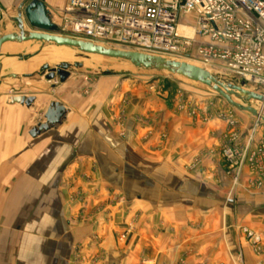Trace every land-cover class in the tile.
Here are the masks:
<instances>
[{
    "label": "crops",
    "instance_id": "crops-1",
    "mask_svg": "<svg viewBox=\"0 0 264 264\" xmlns=\"http://www.w3.org/2000/svg\"><path fill=\"white\" fill-rule=\"evenodd\" d=\"M29 1L0 0V37L19 32L16 19ZM44 3L59 26L68 0ZM34 42L6 43L0 56V264H74L76 241L80 236L91 240L95 230L104 239L103 264H235L240 253L246 264H264V255L255 256L239 230L256 229L264 237V177L248 166L237 171L224 167L216 158L214 151L219 153L228 131L225 120L216 112L193 119L187 111H177L168 96L133 89L126 135L119 136L110 127L109 113L92 120L90 103L70 92L77 85L70 82L72 72L60 83L70 92L64 99L48 100L46 94L41 98L21 90L22 83L35 77L27 73L28 58L43 54L38 49L35 54L25 52L31 47L24 46ZM16 96L36 100L30 108L11 104L10 98ZM54 101L69 110L66 121L32 138L30 131L39 125L35 113L43 104L47 111ZM82 112L80 137L75 132L80 121L70 117ZM138 115L150 121L149 127L139 125ZM252 122L245 121L244 138L250 135ZM262 129L264 137V123ZM77 150L88 161L85 169L90 170V161L95 160L97 175L122 188L128 206L136 209L135 232L125 242L116 238V230L125 223L123 211L106 225L104 221L81 229L69 225L72 209L64 199L59 171L61 161L71 160ZM195 159H201V165L191 168Z\"/></svg>",
    "mask_w": 264,
    "mask_h": 264
},
{
    "label": "rangeland",
    "instance_id": "rangeland-1",
    "mask_svg": "<svg viewBox=\"0 0 264 264\" xmlns=\"http://www.w3.org/2000/svg\"><path fill=\"white\" fill-rule=\"evenodd\" d=\"M1 19L2 17L0 16ZM27 30L31 31L30 28H27ZM57 35L74 38L59 29L57 30ZM30 45L24 46L31 47L25 50L27 54H32L30 52L32 50L34 54L37 53L35 52L36 49H38L37 51L42 50L43 54L39 58H28L27 73L33 74L35 77L22 83V91L37 94L41 98L46 94L48 97L44 96V98L48 100L64 99L67 93H76L83 101L84 99L88 101L94 109V113L91 115L92 120H99L103 114L109 113L110 127L119 136L126 135V123L130 117L129 95L133 89H140L146 94H155L158 98L164 99L168 96L169 101L176 105L177 111H187L188 115L193 119H202L203 117L206 119L216 112L219 115V119L225 120L228 126V131L222 138L219 153L214 151L221 165L236 171L248 166L260 178L264 177V137L262 129L264 122L257 119V117H253L252 114L230 105L221 98V101L218 100V94L212 88L168 73L136 68L131 63L123 60L85 56L74 48L59 47L55 44L43 42H34ZM105 47L124 49L120 47ZM188 52L192 53L194 57L177 56L167 58L205 68L213 73L220 74L228 82L238 86H242L244 83L245 89L264 94L263 84H255L239 79L219 65L205 67L196 58L194 51L189 50ZM42 58L43 60L41 61ZM62 63H81L83 65L82 68L71 69L73 76L70 78V82L74 80L77 85L70 92L62 90L63 86L60 84L58 77L49 81L46 78V73L44 75L40 74L44 65L48 64L51 68H55ZM107 81L108 83L106 84ZM110 81L114 82V85L109 83ZM110 88V94L109 92L105 93ZM200 101L202 102L200 103ZM234 101L243 107H253L259 112L263 108L262 104L257 101L246 102L236 98ZM202 103V107L196 106ZM46 106V104H43L42 108H39L37 113H35V123L41 124L46 121ZM212 109L213 112L211 111ZM74 116H77L80 121V128L76 127L75 132L77 131V135L79 134L81 137L83 133L82 122L85 119V115L83 112L79 115L72 114L70 119ZM135 120L139 125L149 127L150 121L143 115H138ZM246 120L253 121L248 129L250 132L248 138L243 136ZM251 145H253L254 150L250 149ZM230 146L237 152L233 161L228 160L225 155L226 148ZM72 155L70 157L72 158L71 160L61 161L59 171V184L61 189H63L64 199L68 200L72 209V213L67 218L69 225L72 229H81L90 223L94 225L98 221L99 223L104 221L103 224L106 225L107 222L114 220L117 213L123 211L125 223L123 228L116 230V238L120 243L125 242L127 236L135 232L138 214L136 209L133 210L128 206V199L122 188L109 184L104 181L102 176L97 175V162L95 160L90 161L91 169L86 170L84 165L88 161L84 160L82 153L77 150ZM208 155L211 158V153ZM211 161L215 162L216 159L212 158ZM201 162V159H195L189 164L191 168H197V166L201 165ZM212 178L214 179V176ZM257 183L258 187L262 186V179ZM239 230L244 236L246 247L251 248L255 256L263 259V233L248 227H240ZM92 234L91 240L88 238L82 240L83 237L80 236L81 240L76 241L75 255L73 257L74 264H103L104 254L101 248L104 240L102 239L103 235L99 234L97 230L92 231ZM234 262L235 264H246L244 255L241 253L237 255Z\"/></svg>",
    "mask_w": 264,
    "mask_h": 264
},
{
    "label": "built area",
    "instance_id": "built-area-1",
    "mask_svg": "<svg viewBox=\"0 0 264 264\" xmlns=\"http://www.w3.org/2000/svg\"><path fill=\"white\" fill-rule=\"evenodd\" d=\"M57 27L75 39L164 57L194 51L205 67L264 83V0H68ZM225 155L233 161L237 152L230 146Z\"/></svg>",
    "mask_w": 264,
    "mask_h": 264
},
{
    "label": "water",
    "instance_id": "water-1",
    "mask_svg": "<svg viewBox=\"0 0 264 264\" xmlns=\"http://www.w3.org/2000/svg\"><path fill=\"white\" fill-rule=\"evenodd\" d=\"M19 32L10 33L0 37V56L2 47L6 43H25V42H43L55 44L59 47L77 49L85 56H99L108 59L123 60L131 63L136 68L164 72L186 80L202 84L212 88L222 99L238 109L252 114L257 119L264 122V94L249 91L242 86L235 85L226 81L220 74L213 73L205 68H201L184 61L170 59L159 54L144 52L139 50H128L119 48H109L103 45L95 44L75 38L63 37L57 35L58 27L52 22L50 13L44 3V0H31L21 10L19 17L16 19ZM30 28L32 31L27 30ZM81 63H62L55 68L48 64L44 65L41 73H46L47 80L59 78L64 83L71 75L72 68H82ZM1 69V66H0ZM31 77V76H28ZM2 82L0 81V87ZM244 100L246 102L257 101L262 104L261 112L253 107H243L233 99ZM36 98L26 96H16L10 98L11 104H19L30 108ZM69 110L61 102H53L45 114V122L32 128L29 135L37 138L42 133L57 129L63 124Z\"/></svg>",
    "mask_w": 264,
    "mask_h": 264
},
{
    "label": "bare ground",
    "instance_id": "bare-ground-1",
    "mask_svg": "<svg viewBox=\"0 0 264 264\" xmlns=\"http://www.w3.org/2000/svg\"><path fill=\"white\" fill-rule=\"evenodd\" d=\"M187 31V30H186ZM189 33V31H187Z\"/></svg>",
    "mask_w": 264,
    "mask_h": 264
}]
</instances>
